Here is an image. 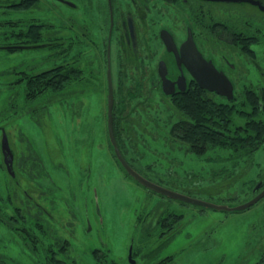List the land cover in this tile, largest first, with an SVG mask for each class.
<instances>
[{
	"label": "rangeland",
	"instance_id": "1",
	"mask_svg": "<svg viewBox=\"0 0 264 264\" xmlns=\"http://www.w3.org/2000/svg\"><path fill=\"white\" fill-rule=\"evenodd\" d=\"M157 5L167 10L165 3L158 1ZM171 7L167 11L172 13ZM213 9L218 22L248 23L259 28L257 35L264 41V11L250 4L221 2ZM170 17L173 20L176 18L157 16L156 22L170 25ZM177 33L181 36V31ZM150 44L156 56L147 69L153 70L163 48L158 42ZM65 45L67 50L64 51H69L71 44ZM78 45L75 56L81 57L84 75L77 76L61 90L43 88V91H49L44 95L59 94L45 100L54 101L48 108L39 109L32 117L34 120L28 117V113L8 119L14 91L7 84L19 78L16 72L10 71L31 70L32 66L35 70L51 67L55 63L54 56L49 57L47 49L26 50L11 55L0 50V125H5L8 119L7 133L16 153V163L19 165V160L21 163L17 170L23 189L32 193L48 213L38 218L43 220L44 231L38 229L32 232L37 241L33 243L31 239L30 247L39 244L40 255H34L36 252L29 248V240H23L0 222V261L4 258L6 264H47V255L43 251L47 249L49 253L51 248H55L54 254L65 264H97L94 254L97 250L109 264H159L167 261V256L174 258L172 264L256 263L264 254V199L248 209L235 212L183 205L180 201L153 193L128 176L116 159L108 139L104 60L93 54L90 56L89 44ZM262 46L264 43L253 45L252 49L256 60L264 66ZM217 49L235 59V77L240 88L235 96L239 104L247 89L246 77L255 83V87L264 85V81H261V74L255 65L247 61L241 44L218 43ZM218 50L214 53L220 58ZM94 58L96 62L87 68L85 61ZM69 59L67 56L64 61ZM125 65L115 63V80L120 73L127 74L125 88L133 93L134 86L140 81L134 75L141 71L133 65ZM95 68L101 71L96 73ZM142 88L134 100L122 103L123 110L118 113L119 128H123L120 130V141L127 150L128 158L135 160V167L161 186L202 201L230 207L250 201L253 186L264 176V144L250 157H237L232 151L215 149L202 158H196L184 147H172L166 142L168 124L179 115L171 108L169 100L158 94L154 95V100L150 99L152 102L148 101V96L142 93L146 87ZM211 97L219 102L228 101L220 96ZM145 98L146 102L139 103ZM16 102L21 107L19 96ZM137 102L139 108L132 118L127 117L128 111L137 106ZM147 102L150 103L148 108L145 107ZM244 108L252 112L251 107ZM253 118L264 121V111L255 112L252 117L234 112L233 127L244 126ZM28 144L36 152L40 166L30 160ZM4 168L0 170L1 184L5 191H11L7 186L9 176ZM34 171H38V186L32 181ZM155 207V211L166 209L172 213L161 217L151 235L149 232L142 233L135 226L139 215H147ZM174 212L182 218L177 220L172 216ZM22 214L26 226L27 221L32 220L25 208ZM181 222L187 224L163 247L174 234L169 233V229H174ZM165 233H169L166 238L163 236ZM56 244H66L65 252H61ZM131 244L134 246L132 259L135 263L129 258Z\"/></svg>",
	"mask_w": 264,
	"mask_h": 264
},
{
	"label": "flooded vegetation",
	"instance_id": "2",
	"mask_svg": "<svg viewBox=\"0 0 264 264\" xmlns=\"http://www.w3.org/2000/svg\"><path fill=\"white\" fill-rule=\"evenodd\" d=\"M158 1L165 3L167 5V10L170 9L171 5H174V7H171L173 12L171 13L167 10H163L162 6L158 7ZM217 5H219V2L205 0H0V31L6 33L4 41L0 42L4 43L0 45V50L10 55L26 50H49V57L52 55L54 56L55 63L53 66L40 70H35L32 66L30 67L31 70L25 71H32L36 74L53 71L52 78L55 82H49L58 87L60 86L59 80L63 78L64 75L68 79L63 80V86L72 82L77 76V78H80L84 75V69L80 62L81 57L75 56V50L79 48L78 43L89 44L88 52L90 56L93 54V56H98L104 60V71L107 81L106 124L108 132L109 63L114 84L115 102L113 112L115 121L114 126L116 127H119L118 113L123 110V99L121 98V94H130L131 90L128 92L125 88V77L127 74L122 75V73H120L118 80H115V63H118L119 66L123 64L127 66L130 64L136 67V69H140L141 73L134 75V78H140V81H138L134 87L136 88L139 85L146 87L142 93H145L151 100H154L155 94L167 100H171V97L173 98L186 92L194 85L200 87L184 64H182L180 68L176 54L170 52L165 46L162 32L167 38L172 36L178 48H180L182 43L186 42L189 32H192L193 41L204 57L207 60H212L219 70H223L227 74L234 84L235 93L240 90L236 81L237 77H235V72L237 71V65L234 64L235 59L229 57L225 51H219L217 45L218 43H239L238 40H236L238 34L245 36V38L248 37L244 43H249L251 47L264 43V41H261L260 37V41L257 44H250L252 43V33H257L260 29L248 23H222V25H220V22L217 21L218 19H216L214 15L213 9V7ZM260 11L264 10L260 9ZM157 16H173L176 18L175 20L171 19L172 17L168 18L170 25L167 23L157 24ZM155 28H157V31H155ZM177 31H181V36L178 35ZM156 42L161 44L163 53L157 56L155 68L153 70H148L150 68V63L156 56L150 43ZM65 43L71 44L69 51H64V49L67 48ZM9 46H33L34 48L9 50L5 48ZM262 47L264 48V46ZM52 50H55V52H51ZM215 50L219 51L220 58L214 53ZM72 53H74V55H72ZM67 56L71 59L64 61V58ZM245 56L249 63L255 65L261 74V81H264L263 64H259L255 56L250 54H245ZM94 62H96L95 58L90 60L87 59L85 61V66L87 68L91 67ZM161 62H165L167 78L174 82H177L182 76L185 78L187 85L183 91L180 90L179 84H176V90L173 95H164L163 84L160 77ZM146 63L147 66H145ZM95 70L96 73L101 71L100 68H95ZM10 72L17 73L18 70L13 69ZM20 72L24 71L20 70ZM145 81H148L147 86L145 85ZM11 83L7 85H10V88L13 89ZM245 84L247 86L246 90L256 91L259 95H264V85L255 87L253 85L255 83L247 77ZM200 90L201 92L218 96L216 93L209 92L201 87ZM141 91L135 90L133 94L138 95ZM146 101L145 98L140 100L139 103ZM136 104L137 106L134 105V107H132L133 112L131 111L132 109L128 111L127 117L132 116V113L136 112L139 108L138 102ZM149 104L150 103L147 102L145 107L148 108L147 105ZM131 122L134 123V121ZM0 128L2 129L4 127ZM119 130H123V128ZM0 133L2 141V131H0ZM120 133L121 132H119V136ZM8 138L10 142L9 135ZM14 155V164H16V153H14ZM259 183L261 187L253 196H256L264 190V176L256 181L252 188V193ZM152 210H155V208ZM156 222L157 221L154 223L155 226ZM186 224L187 222H181L174 227V231H178L176 236ZM168 234L169 233H165L163 235L164 238H166ZM168 239L167 243H169L171 237ZM263 255H261L259 260L254 264H264ZM167 257L172 259V262L169 263L172 264L174 258L171 256Z\"/></svg>",
	"mask_w": 264,
	"mask_h": 264
},
{
	"label": "trees",
	"instance_id": "3",
	"mask_svg": "<svg viewBox=\"0 0 264 264\" xmlns=\"http://www.w3.org/2000/svg\"><path fill=\"white\" fill-rule=\"evenodd\" d=\"M222 23L223 22H220L219 24L222 25ZM5 34L6 33L4 32H0V42L4 41ZM247 39L248 37L245 38V36L238 34V36H236V40H238L239 43L234 44H241V50L243 52L254 56L255 51L252 49L251 46H249V43H244V41H246ZM259 41L260 37L257 35L256 32H253L251 37L252 43L250 44H256ZM3 44L4 43H0V45ZM19 72L20 71L17 72L19 78L15 79L11 83L14 94L12 96V101L9 105V111L11 115L8 116V119L12 117L19 118L25 116V114L27 113L29 114L28 117H31V119H33L32 117L37 114L39 109H45L46 107L48 108L49 104L53 101L48 100V102H45L47 98H51L55 94H59L55 93L44 95L45 93H49V91L45 92L43 91V88H55L56 90H61L65 87V85L63 86V80L68 79L64 75L63 78L59 80L60 86L57 87L55 84H50L49 82H55L52 78L53 71H46L39 74H36L32 71H24L20 73ZM142 89V85H139L134 90L141 91ZM123 95L124 94H121L123 103H126V100L131 102L138 96L133 93L125 94L124 96ZM18 96L21 99V107L19 103L16 102V98ZM147 99L148 101H150L149 97ZM236 100L237 97L235 96L233 101L219 102L216 99L212 98L211 94L201 92L200 87H198L197 85H194L191 89L189 88L184 93H181L173 98L171 97V100H169L171 108H173L176 114H178L179 116L175 118V121L171 120V122L168 124V126L170 127L166 134V142L169 143L172 147H184L188 153L192 154L196 158H202L206 154H208L209 151L215 149L232 151L233 156L237 157L253 156L255 152L259 150V148L264 144V121L253 118L247 121L244 126L233 127L232 114L235 112L241 114L242 116L252 117L255 112L264 111V95H259L256 91L246 90L245 93L243 92V100L241 101V103L237 104ZM246 106L251 107L252 112L245 111L244 107ZM128 117L132 118L131 116ZM8 119L5 125H2L6 130V124L8 122ZM2 126L0 125V127ZM114 129L118 146L125 159L130 163L131 166H133V168H135L141 174L145 175L143 172H141L138 168L135 167L133 162L135 160L128 158L127 150H124V144L120 141V128L114 126ZM28 148L30 160L37 166H40L39 158L36 152L34 151V149H32L30 145ZM0 157L2 158L1 160L3 162L2 164L0 162V170L1 168L5 167L4 169L6 173H8L3 160L1 143ZM20 165V160L19 165H17V163L14 164L16 178H12L11 175L8 173L9 179L7 186L10 188L11 191L4 190V186L2 187L0 179V222L10 228L13 232L17 233L23 240H29V248L33 249L36 252L34 253V255H40L39 244L30 247L31 239L33 243L37 241L35 240V236L32 232H37L38 229L40 232L44 231L43 220H38V218H41L44 213H46L47 215L48 213L41 206V204H39L37 198L34 199L33 195H31L32 193H28L23 189V184L21 183L19 172L17 170ZM32 173V175L34 176L30 174L29 177L31 178L32 176L33 183L38 186L39 184L36 176L38 174V171H34ZM12 189L14 190V192H12ZM3 191L8 193L4 194ZM20 195H23V198L22 196L20 197ZM20 199L22 200L21 204ZM181 204L185 205L184 203ZM24 208L27 211L28 218L32 220L31 222L27 221L26 226L25 217L22 214ZM155 209L157 208L155 207ZM146 210H148L147 207ZM169 213L172 212L166 209H158L157 211H148L147 215L144 214L143 216H141L140 214L138 223L135 226L138 230L140 229L142 233L149 232L148 234L151 235V233L154 232L157 227L154 225L155 221L157 220V222H160L161 217ZM172 216H174L177 220H180L182 218V215L177 214L175 212L174 214H172ZM149 225L152 226L149 227ZM170 231H172L173 233L174 229H169V233ZM177 233L178 231L176 232L175 230L174 234L171 236V239L174 238ZM167 244L168 243L166 242L164 246H166ZM56 246L61 249V252H65L66 244H56ZM51 249L49 250L50 254L48 253L47 249L46 251H43L46 252L47 255V264H65L64 260H59V257L54 254L55 248ZM94 254L95 258L97 259V264H109L107 261L102 259V255H99L98 250L95 251ZM2 259V261H0V264H6V260L4 258ZM166 260L167 261H162L160 264H169L170 262H172L171 258H166Z\"/></svg>",
	"mask_w": 264,
	"mask_h": 264
},
{
	"label": "water",
	"instance_id": "4",
	"mask_svg": "<svg viewBox=\"0 0 264 264\" xmlns=\"http://www.w3.org/2000/svg\"><path fill=\"white\" fill-rule=\"evenodd\" d=\"M205 1H212V2H221V3H228V4H250L257 8L264 10V0H205ZM162 38L165 42V46L170 52H174L177 57V61L180 64V68L182 64L186 66L189 70L193 79L200 85L201 88L209 91L214 92L220 97L226 98L228 101H233L235 98L234 92V84L231 79L227 76V74L223 70H219L216 65L213 63L212 60H207L201 51L197 48L196 43L193 41L192 32H189V36L185 43H182L180 48L174 42L172 36L167 38L166 35L162 32ZM6 49H30L34 48L33 46H13V47H5ZM160 77L161 82L163 84V93L165 96H171L174 94L176 90V84H179L180 90H184L186 88V81L185 78L182 76L178 79L177 82L172 81L171 79L166 77V65L165 62L160 63ZM108 136H109V143L114 150L115 156L123 167L125 172L135 181L140 183L142 186L146 187L150 191L163 196L165 198H169L171 200L180 201L184 204H190L195 206H200L203 208H211L214 210L219 211H226V212H235L241 211L250 208L251 206L258 203L261 199H264V190L257 194L254 198H252L247 203L237 206V207H230L227 205H217L210 202L202 201L200 199L191 197L187 194H182L173 190H170L166 187L161 186L160 184L146 178L143 174L139 171L134 169L128 161L123 156L117 140L115 136V129H114V102H115V94H114V84L112 79V71L111 66L109 63L108 69ZM2 141H1V150L4 158V163L6 165L8 173L11 175L12 178H16V173L14 170V159L15 155L11 148L8 135L6 130L2 128ZM261 184L259 183L255 189L254 193L259 190ZM133 255V244L130 246L129 251V258L130 261L135 263L132 259Z\"/></svg>",
	"mask_w": 264,
	"mask_h": 264
}]
</instances>
